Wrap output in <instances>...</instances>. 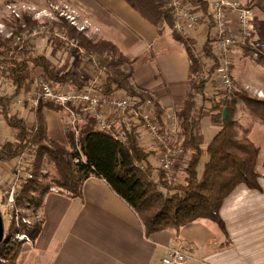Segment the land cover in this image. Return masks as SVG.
Returning a JSON list of instances; mask_svg holds the SVG:
<instances>
[{"label": "crops", "instance_id": "crops-1", "mask_svg": "<svg viewBox=\"0 0 264 264\" xmlns=\"http://www.w3.org/2000/svg\"><path fill=\"white\" fill-rule=\"evenodd\" d=\"M66 1L79 8L92 27L95 26L93 31L100 32V40L113 43L134 61L131 85L155 101L160 123L165 124L168 113L180 116L191 92L192 61L187 45L174 37V27L153 25L125 0ZM193 1L197 2L195 5L200 4ZM241 2L254 10L256 35L246 40L247 44H241L242 52L235 54L233 79L239 89L248 87L253 95L263 99L264 65L259 59H247L245 54L248 46L253 47L251 51L263 54L255 45L264 44V12L258 8L260 3L252 6L251 0ZM228 19L230 31L238 32L236 15L231 13ZM209 28L208 23L190 37L192 40L187 44L193 54L196 45L204 47L206 44ZM47 40L38 38L34 48L32 39L30 50L44 55L52 63L49 54H53L54 49ZM237 62L242 63L241 70L250 68L248 75L243 76L239 69L235 71ZM40 72L43 73L42 69L31 65L30 89L21 90L15 96L10 114L22 119L29 128L37 123L40 114L48 138L68 145L65 127L69 125V110L57 111L46 103L35 109L27 101L14 106L19 98L31 96ZM14 92L15 87L0 73V98L11 97ZM197 95L202 96V92L194 95L195 108L191 113L200 120L196 129L202 151L197 168L200 179L210 160L208 147L222 129V124L214 119L218 118L226 97L211 100L205 96L196 103ZM230 109L236 122V138H247L258 149L259 177L257 189L242 185L224 200L220 208L224 230L212 220L200 219L178 233L164 231L146 237L145 228L133 209L103 179L91 177L85 181L80 197L69 196L57 187L50 189L38 210L42 221L40 234L35 240L21 242L16 264H162L170 249L184 250L188 255L187 264H264V124L251 117L241 101ZM243 118L245 123L240 122ZM17 133L6 124L0 105V150L4 144L15 142ZM178 137L172 142L183 145L185 138ZM143 138L139 145L150 153L148 161L154 169L153 180L157 182L160 177L157 144L148 133ZM190 156L186 154L176 162L172 186L185 185ZM12 164L11 161L7 167L0 166V184L11 172Z\"/></svg>", "mask_w": 264, "mask_h": 264}, {"label": "trees", "instance_id": "trees-1", "mask_svg": "<svg viewBox=\"0 0 264 264\" xmlns=\"http://www.w3.org/2000/svg\"><path fill=\"white\" fill-rule=\"evenodd\" d=\"M143 18L157 27L168 25L173 29L174 18L169 0H125ZM264 2V0H260ZM196 4L197 2H194ZM264 8V6H261ZM18 22V20H17ZM25 27L33 28L35 22L24 17ZM68 27V28H67ZM66 37L78 43L79 54L97 57L100 70L105 72V79L101 86V92L106 95L115 90H123L130 94L140 93L131 85L134 61L125 56L113 43L100 40L93 42L78 32L74 27L66 26ZM17 32L15 35H19ZM174 37L187 45L192 61L191 92L180 113L184 140V151L191 154L188 162L186 183L183 186H172L166 175L160 171L159 183L153 180V167L148 161L149 152L140 147L136 136L129 137L126 144H121L112 134L99 132L93 117H84L83 121L75 125L65 127V133L70 148H67L48 138L43 125V120L38 114L37 123L28 125L11 113V104L21 90L30 89L29 70L31 65L40 68L53 81L60 84L68 83L75 87H83L71 76L61 74L58 68L50 63L44 55L34 54L27 45L13 46V40L0 42V70L2 77L9 80L15 87L14 95L1 97L0 105L6 124L17 131L15 142L4 144L0 150V166H8L15 158L23 155L32 147H35L36 157H47L57 170V178L52 184L44 185L40 181L41 175L36 169L34 177L27 181L26 190L17 198L18 202H24L26 207L40 208L45 195L52 187H57L63 193L72 197L82 195V187L91 177L103 179L110 188L137 214L141 220L146 237L154 233L172 231L178 233L181 228L200 219H209L224 230L225 225L220 217V208L224 200L239 186L250 189L258 188V149L247 138H236V122L230 119L231 105L237 101L243 102L251 112L264 122V101L250 98L245 94H237L232 99L224 98L222 108L215 122L222 124V129L217 137L210 143L207 154L210 160L205 166L202 178H198V165L201 161L202 151L200 139L196 136L199 119L192 117L193 98L198 92H202L205 81L199 78L202 67L195 58L191 49L180 34L174 31ZM56 49H64V40L52 37L49 41ZM208 57H213L212 49L206 47ZM85 55V54H84ZM8 64L6 69L3 65ZM201 66V65H200ZM89 85V84H86ZM85 86V85H84ZM47 104V103H46ZM49 107L59 111L62 108L49 104ZM226 111V118L224 112ZM43 141H48L53 148L45 146ZM38 147V150H36ZM141 165H145L142 168ZM44 180V176H41ZM46 178V177H45ZM39 185V186H37ZM158 188L174 191V195L164 196ZM25 189V188H24ZM30 190V191H29ZM39 192L37 197L24 196L26 193ZM42 221L38 220L27 232L28 238L35 240L41 231ZM23 231H27L24 230ZM9 235V233H7ZM17 232H14V235ZM26 234V233H25ZM4 244L7 254L0 259L11 264H16L18 253L14 248L12 239ZM31 240V241H32ZM11 250L9 251V249ZM6 264V263H5Z\"/></svg>", "mask_w": 264, "mask_h": 264}, {"label": "built area", "instance_id": "built-area-1", "mask_svg": "<svg viewBox=\"0 0 264 264\" xmlns=\"http://www.w3.org/2000/svg\"><path fill=\"white\" fill-rule=\"evenodd\" d=\"M195 1H200V4L195 5L193 0H169L174 29L187 39H191L190 37L195 33L210 24L205 45L209 44L212 47L213 57H208L205 45L204 47L196 45L194 48V56L202 67L199 77L205 81L202 96L197 95L195 101L197 103L205 96L211 100L224 97L232 99L241 92L233 79L235 54L242 52L240 45L245 44V41L255 34L254 10L241 0ZM202 3L208 4L206 10L202 9ZM259 3L264 6V2L261 3L260 0H251L252 6ZM231 13L236 15L238 23L236 33H232L229 29L228 18ZM73 21L75 24L76 20ZM85 29L86 27L83 26L80 31ZM11 35L14 36L12 33ZM255 48L260 51L264 45L256 44ZM254 56H257V53ZM0 73L2 74L1 70ZM104 75L105 72L101 70L99 81H92L83 87H75L57 84L44 72H40L34 81L31 96L19 98L14 106L19 107L27 101L30 107L35 109L47 103L69 110V125L74 129L84 117H93L99 132L112 134L121 144H126L131 136H136L141 142L144 139L143 135L148 133L157 144L156 149L159 151L158 169L166 175L169 182L173 183L176 162L185 155L183 145L172 142L173 138L183 132L182 119L177 113H168L165 124L162 125L156 103L142 92L130 94L123 90H115L110 95L103 94L100 88L105 79ZM33 153L36 154L35 147L13 160L20 166V170L15 175L17 179H26V181L33 179L34 175L30 170L33 165L29 162ZM141 167L145 168V165ZM21 172L26 174L25 178H21L23 177ZM159 191L163 194L170 192L162 188H159ZM14 193L13 189L10 203H14ZM16 239H19L18 236L15 237ZM21 239L29 241L26 236ZM187 259L188 255L184 250L170 249L162 264H187Z\"/></svg>", "mask_w": 264, "mask_h": 264}, {"label": "rangeland", "instance_id": "rangeland-1", "mask_svg": "<svg viewBox=\"0 0 264 264\" xmlns=\"http://www.w3.org/2000/svg\"><path fill=\"white\" fill-rule=\"evenodd\" d=\"M201 6L202 9L204 10L207 9L204 3H202ZM258 8L264 12V8L260 6H258ZM79 11H80L79 8H76L72 4H69L66 0H2L0 1V42L3 40L11 39L13 40V46L18 45L20 46L19 50H21V46L27 44L28 47L29 44L30 47H33L31 43L32 39L34 40V48H35L36 41L38 38H42L45 40L48 39L47 41H50L52 37L60 38L61 40H64V49L62 48L55 49L52 46V43H49V45L54 49L53 54H49V55H51L50 57H52L51 60L52 64H54L58 68V70H60L61 74L64 75L67 74L71 76L73 81L75 80L81 86L85 84H90L91 81H99L101 79V70L97 57L95 56L91 57L90 55L87 56L84 49H82V51H84L85 55L79 54L77 52L80 49L78 47V43H76L73 40H69L66 37L67 36L66 32L68 28V27L66 28V26L70 25L74 27L78 32H82V33L84 32L83 35L88 39L93 40V42L100 41L101 39L100 32L95 33L93 31L95 30V26L93 25L92 27L91 23L87 21L85 15L80 13ZM256 14L259 13L257 12ZM25 16L31 18L35 22V25L33 26L32 29H30L29 27H25V22H24ZM74 19L76 20L75 24H73ZM83 26L86 27L85 31H80V28H82ZM17 32H19L20 34L15 35ZM11 33L14 34V36H12ZM31 34H33L32 37L30 36ZM255 35L256 34H254L251 38H253ZM188 41H190V39H187V43ZM245 44H247V42ZM207 46L212 49V47L209 44L205 45L204 48H206ZM76 48L79 49L76 50ZM248 48H249L247 52L248 56L247 54H245V57L249 60L259 59L260 63L264 65V48H261V51L263 52L262 55L255 51H251L253 47L248 46ZM255 53H257V56H254ZM240 64L242 63L237 62L236 64L237 68L235 69V71H238L239 69V71L243 73V76L248 75L250 68L246 67L245 70H241L239 67ZM3 66L6 69L9 68L8 64H5ZM199 67L201 66L199 65ZM56 83L59 84L58 82ZM240 90L241 92L239 93L241 94H245L250 98L264 101V98L259 99L258 97L253 95L251 93L252 91H250L248 87H246V90L243 88ZM246 107L248 109V112H250L249 114L251 117L254 116L258 121L264 124L263 121H261L251 112L248 106ZM231 108H234V105H231ZM61 110L63 111L64 109ZM232 114L230 119L234 121ZM244 118L240 120V122L245 123ZM234 132H236V130ZM182 136L183 134L181 133L178 138L180 139V137ZM43 144L45 146H49L50 148H53L48 141H43ZM63 146L70 148L69 142L68 145H63ZM36 150H38V147ZM29 162H31L33 165V167L30 168V170H32V173H34V170L36 169V165H37V170L41 174L39 176L40 181H42L44 185L46 184L51 185L53 179L57 178L58 174L55 164L51 160H49L46 156L42 158H38L36 157V154L33 153L32 158L29 159ZM12 163L13 164L11 165L12 167L11 172L3 181H1L2 185L0 184L1 185L0 209L2 211L3 218L5 221V228L7 230V233H9V235L5 234L4 244L6 243L7 240H9L8 236H10L12 239L11 248L12 245L14 248L12 250L10 248L9 251L11 250L14 253H18L19 248L21 247L22 244L21 242L26 240V239H21V237L23 236L28 237L27 232L29 231V229L33 228V226H35L36 222L39 220L38 218L39 208L26 207L27 205L24 204V202H20V203L18 202L17 198L19 197V195H22L23 192L26 190L27 181L26 179H19V178L17 179L15 177L17 171L20 170V166H18L16 162L12 161ZM21 173H22L21 175H23V177L21 178H25L24 176H26V174H24L23 172ZM42 175L44 176V180L41 177ZM157 183H159V180L157 181ZM13 189L15 192L13 195L14 203H10L11 192ZM174 193H175L174 191H170L164 193L163 195L164 196L174 195ZM38 195L39 192L26 193V195L24 196L37 197ZM23 229L27 231H23ZM15 231L18 233V235H14ZM16 236H18L19 239L15 240ZM4 244L0 246V255L2 257H4L5 254H7L5 251H3ZM5 263L11 264V260L8 262L5 261ZM5 263L3 259H0V264H5Z\"/></svg>", "mask_w": 264, "mask_h": 264}, {"label": "water", "instance_id": "water-1", "mask_svg": "<svg viewBox=\"0 0 264 264\" xmlns=\"http://www.w3.org/2000/svg\"><path fill=\"white\" fill-rule=\"evenodd\" d=\"M224 118H226V111L224 112ZM5 234H7V230L5 228V221L3 218L2 211L0 209V246H2L4 242Z\"/></svg>", "mask_w": 264, "mask_h": 264}]
</instances>
